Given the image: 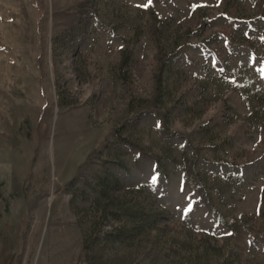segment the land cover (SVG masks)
<instances>
[{
  "label": "rangeland",
  "instance_id": "1",
  "mask_svg": "<svg viewBox=\"0 0 264 264\" xmlns=\"http://www.w3.org/2000/svg\"><path fill=\"white\" fill-rule=\"evenodd\" d=\"M0 264H264V0H0Z\"/></svg>",
  "mask_w": 264,
  "mask_h": 264
},
{
  "label": "trees",
  "instance_id": "2",
  "mask_svg": "<svg viewBox=\"0 0 264 264\" xmlns=\"http://www.w3.org/2000/svg\"><path fill=\"white\" fill-rule=\"evenodd\" d=\"M191 205H188V207L187 208H189Z\"/></svg>",
  "mask_w": 264,
  "mask_h": 264
},
{
  "label": "snow or ice",
  "instance_id": "3",
  "mask_svg": "<svg viewBox=\"0 0 264 264\" xmlns=\"http://www.w3.org/2000/svg\"><path fill=\"white\" fill-rule=\"evenodd\" d=\"M190 210V209H189Z\"/></svg>",
  "mask_w": 264,
  "mask_h": 264
}]
</instances>
